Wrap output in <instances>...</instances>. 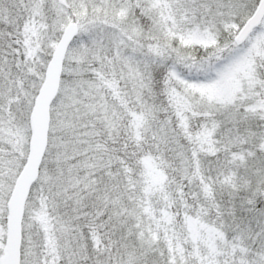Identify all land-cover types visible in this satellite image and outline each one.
I'll list each match as a JSON object with an SVG mask.
<instances>
[{"label": "snow or ice", "instance_id": "6c2138e0", "mask_svg": "<svg viewBox=\"0 0 264 264\" xmlns=\"http://www.w3.org/2000/svg\"><path fill=\"white\" fill-rule=\"evenodd\" d=\"M0 264H264V0H0Z\"/></svg>", "mask_w": 264, "mask_h": 264}]
</instances>
